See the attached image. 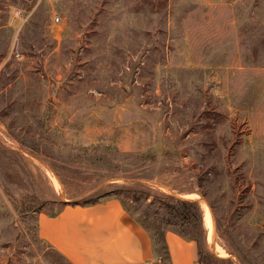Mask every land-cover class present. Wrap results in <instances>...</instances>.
Segmentation results:
<instances>
[{"label":"rangeland","instance_id":"1","mask_svg":"<svg viewBox=\"0 0 264 264\" xmlns=\"http://www.w3.org/2000/svg\"><path fill=\"white\" fill-rule=\"evenodd\" d=\"M109 197L147 264L174 198L203 264H264V0H0V264H72L38 214Z\"/></svg>","mask_w":264,"mask_h":264},{"label":"crops","instance_id":"2","mask_svg":"<svg viewBox=\"0 0 264 264\" xmlns=\"http://www.w3.org/2000/svg\"><path fill=\"white\" fill-rule=\"evenodd\" d=\"M40 237L72 264H147L154 260L149 232L116 197L64 203L56 214H38ZM165 239L171 264H199L198 247L174 231Z\"/></svg>","mask_w":264,"mask_h":264},{"label":"trees","instance_id":"3","mask_svg":"<svg viewBox=\"0 0 264 264\" xmlns=\"http://www.w3.org/2000/svg\"><path fill=\"white\" fill-rule=\"evenodd\" d=\"M98 199H89L85 201L74 202L76 204H90L97 202ZM122 202V201H121ZM123 204V202H122ZM163 209L165 211V222L176 225L174 231L186 240H193L197 243L199 264H203L202 257L204 255L203 243L206 238V229L204 226V212L197 202L193 199L174 198L171 201H164ZM126 210H130L128 206L123 204ZM142 226L148 231L149 226ZM149 232V231H148ZM151 236V235H150ZM164 248L170 258V252L166 243L165 234H163ZM161 256V251L155 250Z\"/></svg>","mask_w":264,"mask_h":264},{"label":"bare ground","instance_id":"4","mask_svg":"<svg viewBox=\"0 0 264 264\" xmlns=\"http://www.w3.org/2000/svg\"><path fill=\"white\" fill-rule=\"evenodd\" d=\"M192 195H194V194H192ZM204 209H205L204 218H205V221L207 223V226L209 227L208 237H209V239H213V237H214L213 219H212V214H211L210 208L208 207V205L206 203H204Z\"/></svg>","mask_w":264,"mask_h":264}]
</instances>
